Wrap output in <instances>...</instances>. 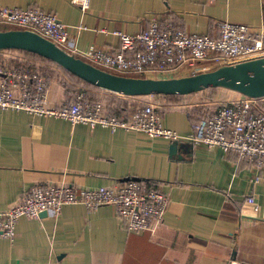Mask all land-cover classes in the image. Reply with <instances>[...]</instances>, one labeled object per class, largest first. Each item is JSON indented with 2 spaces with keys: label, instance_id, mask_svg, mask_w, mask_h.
I'll return each mask as SVG.
<instances>
[{
  "label": "crops",
  "instance_id": "1",
  "mask_svg": "<svg viewBox=\"0 0 264 264\" xmlns=\"http://www.w3.org/2000/svg\"><path fill=\"white\" fill-rule=\"evenodd\" d=\"M0 6L56 14L79 52L119 53L117 33L137 35L153 17L210 37L225 21L264 29V0H90L85 12L69 0ZM139 98L163 111V127L178 134L173 149V141L139 131L0 109V212L49 185L94 190L137 178L169 196L163 221L142 233L121 226L112 206L72 204L59 214L22 217L15 239L0 236V264H264V170L255 181L254 168L233 151L194 145L188 103ZM64 99L62 88L49 83L48 108Z\"/></svg>",
  "mask_w": 264,
  "mask_h": 264
},
{
  "label": "built area",
  "instance_id": "2",
  "mask_svg": "<svg viewBox=\"0 0 264 264\" xmlns=\"http://www.w3.org/2000/svg\"><path fill=\"white\" fill-rule=\"evenodd\" d=\"M85 12L90 0H69ZM0 27L35 32L65 52L105 71L123 75L154 78L153 75H194L207 67L214 70L264 56V29L253 31L245 24L221 22L218 36L189 34L153 17L146 29L137 35L117 33L121 52L111 53L94 48L79 52L71 46L67 27L56 14L38 7L27 9L0 6ZM123 51L132 55L126 57ZM209 64V65H208ZM206 65H208L206 67ZM208 70V71H210ZM173 78V77H172ZM46 82L18 66L0 60V109L25 111L35 116H53L72 125L85 124L116 130L124 128L143 132L151 138L177 141L178 134L162 125V116L153 104L138 108L129 123L110 115H101L99 104L79 94L61 110L48 108ZM262 99L241 97L228 102L218 112L201 117L193 126V144L208 149L219 148L225 153L236 152L240 158L254 163V180L264 170V112ZM252 202V198H248ZM82 204L88 210L112 206L121 226L132 233L151 230L163 221L169 204L168 194L128 180L114 186L94 190L77 189L70 185H49L32 188L24 200L0 212V236L16 237V224L22 217L39 218L44 211L59 214L63 206Z\"/></svg>",
  "mask_w": 264,
  "mask_h": 264
},
{
  "label": "water",
  "instance_id": "3",
  "mask_svg": "<svg viewBox=\"0 0 264 264\" xmlns=\"http://www.w3.org/2000/svg\"><path fill=\"white\" fill-rule=\"evenodd\" d=\"M19 49L42 56L99 89L128 98L189 95L208 88H224L244 97L264 99V56L214 70L173 78L130 77L85 62L39 34L22 29L0 30V51ZM178 141H173L172 149ZM139 181L137 178L128 179ZM126 180V181H128ZM44 211L40 216L46 215Z\"/></svg>",
  "mask_w": 264,
  "mask_h": 264
},
{
  "label": "trees",
  "instance_id": "4",
  "mask_svg": "<svg viewBox=\"0 0 264 264\" xmlns=\"http://www.w3.org/2000/svg\"><path fill=\"white\" fill-rule=\"evenodd\" d=\"M174 27L177 28V26ZM9 29L12 28H0L1 31ZM0 60L8 62V64L11 63L14 66H18L31 74L43 77L46 82V92L49 83L51 82L60 86L64 93L65 102L58 108L59 110L67 107L77 95L83 94L86 100L99 104L101 115L114 116L119 120L129 123L135 111L140 107L146 106V103H142L139 100L140 98H128L94 87L72 75L70 72L65 71L63 68L50 60L31 52L19 49H5L0 51ZM130 77L144 78V76L137 75H130ZM152 96L173 100L175 103H188L186 110L193 126L201 117L207 114H214L228 102L243 97L235 91L224 88H208L206 90L184 96ZM45 105L48 107L47 103H45ZM258 107L264 112V100H260L258 102ZM156 109L160 112V114H163L162 110L158 108ZM230 153H234L239 157V155L235 152ZM243 160H246L243 161L245 167H254L253 162L247 159Z\"/></svg>",
  "mask_w": 264,
  "mask_h": 264
},
{
  "label": "rangeland",
  "instance_id": "5",
  "mask_svg": "<svg viewBox=\"0 0 264 264\" xmlns=\"http://www.w3.org/2000/svg\"><path fill=\"white\" fill-rule=\"evenodd\" d=\"M0 28H4V27H0ZM209 65V64H208ZM208 65H206V67L208 66ZM213 67H207L204 71H208V70H210V69H212ZM181 72H183V73H181V74H172V75H166V74H164V75H153L152 77H154V78H172V77H180L181 75H183V74H187L185 71H181ZM185 76V75H184Z\"/></svg>",
  "mask_w": 264,
  "mask_h": 264
}]
</instances>
